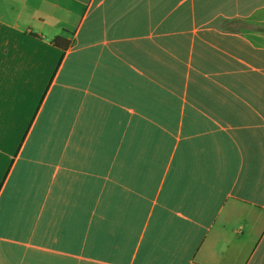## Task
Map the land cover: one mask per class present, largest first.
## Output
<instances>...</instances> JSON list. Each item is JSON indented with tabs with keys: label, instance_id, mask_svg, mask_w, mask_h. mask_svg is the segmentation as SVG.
I'll use <instances>...</instances> for the list:
<instances>
[{
	"label": "crops",
	"instance_id": "crops-1",
	"mask_svg": "<svg viewBox=\"0 0 264 264\" xmlns=\"http://www.w3.org/2000/svg\"><path fill=\"white\" fill-rule=\"evenodd\" d=\"M0 264H264V0H0Z\"/></svg>",
	"mask_w": 264,
	"mask_h": 264
},
{
	"label": "trees",
	"instance_id": "trees-1",
	"mask_svg": "<svg viewBox=\"0 0 264 264\" xmlns=\"http://www.w3.org/2000/svg\"><path fill=\"white\" fill-rule=\"evenodd\" d=\"M53 43L63 52L65 53L70 47V41L65 37H57L54 39Z\"/></svg>",
	"mask_w": 264,
	"mask_h": 264
}]
</instances>
